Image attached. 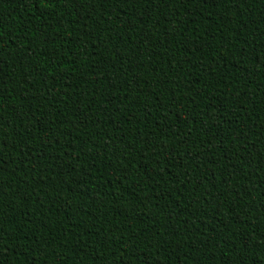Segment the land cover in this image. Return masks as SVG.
<instances>
[{"label":"trees","instance_id":"trees-1","mask_svg":"<svg viewBox=\"0 0 264 264\" xmlns=\"http://www.w3.org/2000/svg\"><path fill=\"white\" fill-rule=\"evenodd\" d=\"M0 264H264V0H0Z\"/></svg>","mask_w":264,"mask_h":264}]
</instances>
